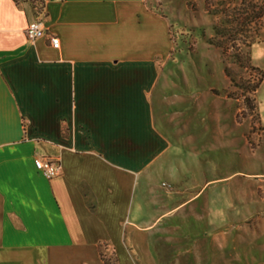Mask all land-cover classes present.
<instances>
[{"label":"crops","instance_id":"crops-1","mask_svg":"<svg viewBox=\"0 0 264 264\" xmlns=\"http://www.w3.org/2000/svg\"><path fill=\"white\" fill-rule=\"evenodd\" d=\"M173 25L160 0H0V264H106L103 243L117 264H212L214 238L192 240L191 222L229 209L235 185L246 199L247 181L264 198V77L251 139L236 112L211 110L199 131Z\"/></svg>","mask_w":264,"mask_h":264},{"label":"rangeland","instance_id":"rangeland-1","mask_svg":"<svg viewBox=\"0 0 264 264\" xmlns=\"http://www.w3.org/2000/svg\"><path fill=\"white\" fill-rule=\"evenodd\" d=\"M160 1L165 3L166 12L173 19L169 63L180 80L181 95L185 98H192L190 96L194 94L202 97L197 103L194 99L191 102L186 99L183 104L185 111H198L196 129L205 132L206 122L212 123L206 119L211 110L229 113V123L236 112L237 120L245 122L247 138L251 139V133L259 123L252 86L260 72L249 65L246 58V66H243L234 60L233 55L242 50L251 57L250 47L256 43L257 51L260 42L264 41V0ZM191 4L197 9L191 8ZM214 26L224 34L215 32ZM208 38L215 39L224 48L210 44ZM226 65L240 86L226 75ZM207 90H213L215 96L218 94L217 104L211 97L206 99ZM235 129L238 136L240 129ZM253 185L249 181L244 183L246 199L240 197L235 185L229 209L212 216L201 215L197 221L191 222L189 233L192 240L201 242L206 240L205 237L209 240V236H213L212 264H264V198L260 192L254 197ZM211 188H204L199 201L204 200Z\"/></svg>","mask_w":264,"mask_h":264},{"label":"trees","instance_id":"trees-1","mask_svg":"<svg viewBox=\"0 0 264 264\" xmlns=\"http://www.w3.org/2000/svg\"><path fill=\"white\" fill-rule=\"evenodd\" d=\"M17 1H19V0H17ZM26 1H29L32 4L33 8L37 11L42 10V8L44 6V2H45V0H26ZM191 8H193L194 10L197 9L196 6L193 4H191ZM214 29H215V32L224 34V32L217 30L216 26H214ZM208 42L210 44L216 45L217 47H223L224 48V46L222 44H219V42H216V40L213 38H208ZM225 52H227L226 49H225ZM233 56H234V60L243 66H246L244 64V58H246L248 61V64L260 72V77L258 78L257 82L252 86V89L256 92V90L258 89V87L260 86V84L263 80L264 72L262 70H260L258 67H256L254 64L252 65L250 55H246L242 50H238ZM224 71H225L226 75L232 80L233 83H235L237 86H240L238 84V82H236L234 76L232 75V72H231L229 66H227V65L224 66ZM254 107H256V105ZM107 249H108V246L105 243L101 244V253H102L103 259L105 260V263L106 264H117L115 252L112 251L108 255L105 251Z\"/></svg>","mask_w":264,"mask_h":264},{"label":"built area","instance_id":"built-area-1","mask_svg":"<svg viewBox=\"0 0 264 264\" xmlns=\"http://www.w3.org/2000/svg\"><path fill=\"white\" fill-rule=\"evenodd\" d=\"M44 28L43 23L40 20H34L30 22L27 27V35L30 40H35L40 34H42ZM51 43L54 47H60V38L57 36L51 37ZM39 170H41L47 177H55L61 172V164L58 159L38 157L35 160Z\"/></svg>","mask_w":264,"mask_h":264}]
</instances>
